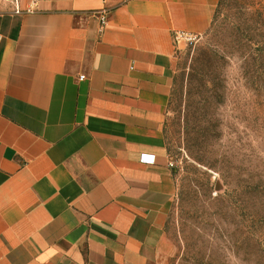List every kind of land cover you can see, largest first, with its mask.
I'll return each instance as SVG.
<instances>
[{
  "label": "crops",
  "instance_id": "0c3cea01",
  "mask_svg": "<svg viewBox=\"0 0 264 264\" xmlns=\"http://www.w3.org/2000/svg\"><path fill=\"white\" fill-rule=\"evenodd\" d=\"M219 1L0 0V264L166 263L174 33Z\"/></svg>",
  "mask_w": 264,
  "mask_h": 264
},
{
  "label": "rangeland",
  "instance_id": "374dc122",
  "mask_svg": "<svg viewBox=\"0 0 264 264\" xmlns=\"http://www.w3.org/2000/svg\"><path fill=\"white\" fill-rule=\"evenodd\" d=\"M175 56L165 264H264V0H220Z\"/></svg>",
  "mask_w": 264,
  "mask_h": 264
},
{
  "label": "built area",
  "instance_id": "2783aa9c",
  "mask_svg": "<svg viewBox=\"0 0 264 264\" xmlns=\"http://www.w3.org/2000/svg\"><path fill=\"white\" fill-rule=\"evenodd\" d=\"M40 0H29V3L27 7L25 8V11L31 12L36 9L38 6ZM16 11L21 12L23 9L19 7V5H16ZM108 17H107V11L103 10L101 12V27H103L107 23ZM201 35L194 34L190 31L186 30H177L174 33V38L177 42H184V43H194L197 41ZM85 75H80V78H84ZM141 160L147 163H153L155 161V154L152 153H142L141 154ZM170 166L173 167V164L170 163Z\"/></svg>",
  "mask_w": 264,
  "mask_h": 264
}]
</instances>
